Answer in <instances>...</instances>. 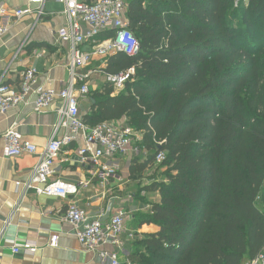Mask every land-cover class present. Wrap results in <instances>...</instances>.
Returning <instances> with one entry per match:
<instances>
[{
	"label": "trees",
	"instance_id": "trees-1",
	"mask_svg": "<svg viewBox=\"0 0 264 264\" xmlns=\"http://www.w3.org/2000/svg\"><path fill=\"white\" fill-rule=\"evenodd\" d=\"M243 1L127 0L139 52L102 60L107 75L136 74L118 94L90 91L83 116L144 133L132 181L166 155L143 187L161 202L134 219L155 230L124 264H245L264 250V0Z\"/></svg>",
	"mask_w": 264,
	"mask_h": 264
},
{
	"label": "crops",
	"instance_id": "crops-1",
	"mask_svg": "<svg viewBox=\"0 0 264 264\" xmlns=\"http://www.w3.org/2000/svg\"><path fill=\"white\" fill-rule=\"evenodd\" d=\"M27 6H31L29 0H0V7L8 9ZM31 7L34 13L22 19L0 17V21L8 26V32L0 39V81L19 86L25 72L36 69L38 84L46 88H65L71 80L70 47L62 44L57 35L67 26L64 7L55 0H48L41 16L37 5ZM91 48L90 44L84 46L85 51ZM106 66V61L95 59L81 73L95 69L104 71ZM87 83L90 91H102L107 84L105 73L90 77ZM78 85L80 87L81 83ZM80 103L82 116L89 114L92 103L88 96L81 97ZM60 105L61 101H55L47 112L36 113L32 103L21 104L0 116V233L4 232L0 243V264H110L99 255V252L113 251L110 245L101 247L99 252L82 249L72 225L65 219L68 205L72 202L85 208L92 216L108 213L109 208L111 213L108 217L120 209L128 212L123 235L126 244L120 251L124 264L132 251L130 243L135 235L155 230L153 226L139 228L135 216L148 212L151 205L161 202L159 192L144 191L143 187L149 186L142 183L145 179L141 182L130 179L133 157L106 161L110 165H118L119 171L116 177L102 183L91 164L79 163L78 151L84 145L83 139L65 146L55 163L53 179L77 184L80 190L76 196L58 199L40 196L33 191L23 196L24 185L38 164V155L3 156L4 135L12 126L41 152L54 134ZM66 135H69L68 130L60 129L56 137L63 139ZM144 156H140L142 161L146 159ZM54 235H59L56 248L50 246ZM27 244L33 245L36 253H14L13 249H22Z\"/></svg>",
	"mask_w": 264,
	"mask_h": 264
},
{
	"label": "built area",
	"instance_id": "built-area-1",
	"mask_svg": "<svg viewBox=\"0 0 264 264\" xmlns=\"http://www.w3.org/2000/svg\"><path fill=\"white\" fill-rule=\"evenodd\" d=\"M29 1L31 6H38L37 12L40 16L44 14L45 3L48 0ZM55 1L64 7V15L67 19V26L60 29L57 35L62 44L70 47V83L61 89L46 88L38 84L39 74L36 69L26 71L19 86L7 85L0 81V116L6 115L9 110L21 104L30 103L33 104L36 113H45L55 101H61L54 134L47 146L39 152L35 145L25 141L17 128L12 126L4 135L2 152L5 158H17L24 154L39 157L38 164L24 185L23 196L33 191L40 196L67 199L76 196L80 187L74 183L53 179L55 163L65 146L83 139L84 145L78 151L79 163L91 164L102 183H107L111 178L116 177L119 171L118 165H110L106 161L117 157L147 154L141 148L144 133L121 123H105L91 127L85 123L81 112L80 98L87 97L90 93L88 79L105 73L101 69L86 73L81 71L87 69L95 59H107L120 52L129 56L139 52V44L131 33L126 18L127 0ZM31 6L19 9L0 7V17L22 19L34 13ZM7 32V24L0 21V39ZM106 33H114L115 36L100 41V36ZM87 44L92 47L89 51L84 50ZM135 74V69H130L126 74L110 76L105 73V76L107 83L112 85L115 93L118 94ZM79 83H81L80 87ZM60 129H67L69 135L58 139L56 136ZM165 160V153H159L155 162L161 165ZM18 185L20 186V183ZM107 212L111 213V209L109 208ZM108 213L101 212L92 216L85 208L72 202L68 205L65 219L72 225L74 235L84 251L99 252L101 247L110 245L114 250L99 252L100 257L110 264H122L120 251L126 244L123 235L126 231L128 212L120 209L109 217ZM3 233H0V243ZM58 245L59 235H54L50 246L56 248ZM13 251L16 254L21 251L36 253V248L27 244L24 248H15ZM245 264H264V250L257 258Z\"/></svg>",
	"mask_w": 264,
	"mask_h": 264
},
{
	"label": "rangeland",
	"instance_id": "rangeland-1",
	"mask_svg": "<svg viewBox=\"0 0 264 264\" xmlns=\"http://www.w3.org/2000/svg\"><path fill=\"white\" fill-rule=\"evenodd\" d=\"M248 1L249 0H244L243 3L245 5H248ZM159 165L156 164V166L147 172L146 174V179L145 181H143L142 183L144 184H147V185H150L153 180H156V181H161L162 180V177L164 176L163 174L165 173L164 171L166 170L165 168L159 170L158 169Z\"/></svg>",
	"mask_w": 264,
	"mask_h": 264
}]
</instances>
